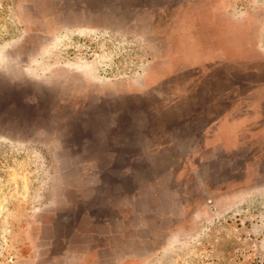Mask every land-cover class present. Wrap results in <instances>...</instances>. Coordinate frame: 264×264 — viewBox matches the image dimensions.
<instances>
[{
    "label": "rangeland",
    "instance_id": "374dc122",
    "mask_svg": "<svg viewBox=\"0 0 264 264\" xmlns=\"http://www.w3.org/2000/svg\"><path fill=\"white\" fill-rule=\"evenodd\" d=\"M0 200L32 263L264 264V0H0Z\"/></svg>",
    "mask_w": 264,
    "mask_h": 264
},
{
    "label": "crops",
    "instance_id": "0c3cea01",
    "mask_svg": "<svg viewBox=\"0 0 264 264\" xmlns=\"http://www.w3.org/2000/svg\"><path fill=\"white\" fill-rule=\"evenodd\" d=\"M242 138V137H240ZM218 144V143H217ZM218 146H223L224 148H227L225 143L223 142V144H218ZM219 148H217V152H219ZM228 149V148H227ZM131 172V173H130ZM127 175L130 177V174H133V170H129L126 171ZM253 177V176H251ZM250 178L249 177V170L246 169L242 175H240L237 179H235L236 187L240 188L239 191H234L235 189H230V190H225V194H227V197L229 198V200H227L226 202L228 203H235L236 201L239 202L240 200L237 199H241V197L243 196L244 193H242V188L246 185V181L247 179ZM132 185L134 186V182H132ZM224 186H226L225 184H223ZM226 189V188H225ZM219 196V195H217ZM210 198V196H208ZM2 198V196H1ZM4 199H6V196H4ZM214 203L216 204V206H220L225 208L226 206L222 205L221 203V199L219 198H214L212 197ZM1 201V200H0ZM4 201V200H3ZM5 215V214H4ZM4 215H1V218H5ZM9 229H7L5 231V235H8V238L5 240L4 243H1L0 248L2 245H5V248H1L0 250V264H39V262H31V260H25L23 252H22V246L24 245L25 241L30 242L32 244H35L39 247V249H50L53 248V245L55 243V240L52 241V236H50L49 234L46 235H42V232L40 233V235L37 237V239L35 241H33L31 235H30V228L29 226H24V224L21 223H16L15 225H11L10 227H7ZM41 231H44L41 227ZM1 235H3L1 233ZM9 242V244H8ZM34 248H36V246H33ZM37 247V249H38ZM70 261H67L65 259H62L60 262H53V258L51 257V254L49 253V257L47 259V263L44 264H70Z\"/></svg>",
    "mask_w": 264,
    "mask_h": 264
}]
</instances>
